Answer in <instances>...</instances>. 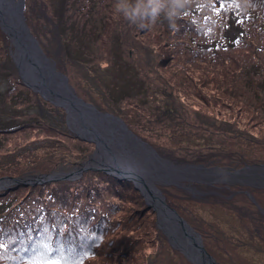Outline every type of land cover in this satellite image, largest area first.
<instances>
[{"label":"trees","instance_id":"1","mask_svg":"<svg viewBox=\"0 0 264 264\" xmlns=\"http://www.w3.org/2000/svg\"><path fill=\"white\" fill-rule=\"evenodd\" d=\"M47 1L46 11L52 8L48 25L56 27L55 41L67 55L75 48L92 55L101 52L105 58L95 60L90 68L110 66L120 60L138 62V72L147 84L143 96L148 101L142 104L138 93H123L116 103L112 101L108 111L121 116L161 155H174L172 159L177 163L204 162L236 168L264 162V155L257 151L217 149L227 139L263 141L264 146V131L260 138L255 137L243 120L251 114L253 121L264 123V0H180L184 7L174 21L162 14L155 23L146 22V27L130 23L119 13L115 8L117 0H63L61 7L54 0ZM37 4L38 0H26L25 14L31 31L39 38L33 15ZM2 60L12 84L7 102L24 103V107L39 104L42 99L38 93L25 84L24 91L19 88L22 80L9 52V38L0 26V63ZM71 60L79 61L72 55ZM57 66L61 71L65 69L58 63ZM68 76L77 92L89 99L73 75ZM134 76L139 75L136 72ZM77 80L82 83V76L78 75ZM239 80L246 89L253 90L252 100L243 96L247 91L238 92ZM30 94L34 98L27 97ZM237 107L247 112L246 118L236 116ZM61 110L65 116V110ZM220 110L225 112L223 116ZM189 115L199 118L203 125L190 123ZM48 121L43 118L36 124L11 129L0 126V154L26 144L28 135L47 130L63 145L66 139L70 141L67 148L54 151L49 160L32 161L28 157L27 163H18L14 170L1 172L0 176L52 172L88 158L95 143L70 129H56ZM189 128L196 130L195 142L185 140V133L192 134L185 132ZM160 129L164 133H158ZM203 134L218 137L217 142L202 143ZM164 137L167 142L161 141ZM50 160L53 161L49 163ZM254 187L242 188L249 189L264 209V188ZM163 188L169 204L203 235L207 250L220 264H256L240 254L239 248L264 252V212L251 218L249 202L231 204L239 222L236 228L245 234L244 240L214 228L213 223H204L192 210L187 199L191 192L183 186ZM203 189L212 190L213 186ZM222 190L225 189L221 187L214 194L222 195ZM132 204H137L138 212L127 211ZM148 212L151 214L147 216ZM253 219L260 221V229L256 228L258 221L252 224ZM49 238L56 247L62 244L67 256L75 261L82 259L83 264H192L158 227L156 212L135 183L105 171H89L75 181L20 184L0 190V242L8 244L7 250H0V264H29L33 249Z\"/></svg>","mask_w":264,"mask_h":264},{"label":"rangeland","instance_id":"2","mask_svg":"<svg viewBox=\"0 0 264 264\" xmlns=\"http://www.w3.org/2000/svg\"><path fill=\"white\" fill-rule=\"evenodd\" d=\"M54 2L59 4V7H61L60 5L63 4V0H54ZM47 6H48L47 0H38L37 7L35 9H33V15H35V17H36L35 29L37 31L39 38H40V39L39 38H37V39L39 40L44 52L48 55V57H50L56 63V65L58 63L60 66H62V68H65L66 71H68V73H71L73 75L75 81L79 83L80 88L82 89L81 90L82 93L84 92L87 95V97L91 100L85 99L83 96H81L77 92L83 99H85L87 102L94 104L99 110H102V111H108L109 107H111V105H112V101L115 99V103H116L117 99L123 93H127V94L128 93H131V94L138 93V95H137L138 99L141 100L142 104H144V102L148 101L147 96H145V97L143 96V94L145 93V89L147 88V84L144 83V80L141 77L142 74H140L138 72V70H140V66H139L138 62H134V61L133 62L132 61L131 62H129V61L125 62L124 60L122 62L120 60V62H116V63L114 62V63H112V65L106 66V67H101L99 65H96L95 68L93 67L94 68L93 69L90 67L93 63H95V60L102 61L105 57L101 55V52H98V53L96 52L95 55H92L87 50L84 51L81 48H77V49L75 48V50L71 52L72 58L75 57L79 61L71 60L70 53L67 55V52L65 53L63 48L60 47L59 43L57 44V42L55 41L56 27L54 25L53 26L48 25V22H49L48 20L51 17L48 14H52V8L48 7L49 10L46 11ZM93 6L95 7L96 5L93 4ZM54 9H55V7H53V13H54ZM26 20H27V18H26ZM50 21H51V18H50ZM27 23H28V21H27ZM7 37H8V35H7ZM68 49L71 51V49H73V48L69 45ZM13 51H14V46L11 44V41L9 38V52H10L11 58L14 61ZM105 55H106V53H105ZM119 58H120V56L118 55V59ZM146 58H147L146 61H148L149 56H147ZM115 60L116 59H114V61ZM87 62H88V64H86ZM3 63H4V61L2 60L0 63V102H1L0 103V126H5L7 129L8 128L11 129V128H14L16 126H23V125L24 126L26 125V127H27V126H30L32 124H36L35 122L43 121V118H48L49 119L48 123H50V125L52 127L56 128V129L58 128L61 130L70 129L79 136V134L75 130V127L70 122L67 121L66 109L64 107H62L66 112V115L63 116L61 106H58V105L54 104L53 102L45 99L41 95L40 92L29 87L25 83L23 78L20 76V72H19V69H18L15 61H14L15 66H16L17 71L19 73V77L21 78L22 83H23L22 84L20 82V84L18 85L19 88L22 91H24V89H25L24 84H25L31 91L38 93L42 100L39 101V104H37V105H29L26 107H24V105H23L24 103L17 104V102H16V104H14L15 102L14 103L7 102V96L10 97V94L12 92L11 91L12 84H11L10 78H8V76H7V74L10 73V71L5 70L7 67V64H3ZM86 65H88V67ZM105 65L106 64H103V66H105ZM109 67H112V69L107 74L106 71ZM65 69H63L62 72L68 75V73L65 71ZM136 72L139 75L138 77L134 76V74H136ZM78 75L82 76V79H83L81 81L82 83H80L77 80ZM19 77H17V78H19ZM238 83H240V85L236 86L238 92L240 93V92L247 91L246 93L243 94V96L248 98L249 100H252L254 98L253 93H252L253 90L249 91L248 89H246V86L243 85L241 80H239ZM251 89H253V88H251ZM109 93H110V95H109ZM24 97H26L25 94H24ZM27 97L31 98L32 95L31 94H30V96L27 95ZM32 98H34V97H32ZM53 105H55V106H53ZM209 108H210V106H209ZM108 112H112V111H108ZM234 112H235L236 116L240 115L242 118L243 117L246 118L245 114L247 112L246 111H240V107H237V109H235ZM112 113L116 114L115 112H112ZM223 113H225V112H223ZM223 113L220 110L221 116L224 115ZM116 115H118V114H116ZM247 117H248L247 119H243L244 123L248 122L247 128H251V130L253 131L252 134L255 135V137H257V138H260L261 137V131H264V123H262L261 121H258V120L253 121L252 120L253 115H251V114H248ZM196 118L197 117H195L194 115H191V116L189 115L188 121H190V123H192L193 125L194 124L197 125L196 127L202 126L203 124L201 123L199 118H197V119ZM186 131H191L192 134H189V132L185 133V140H187L188 142H189V140L195 142L196 130L193 128H189L188 130H185V132ZM161 132L164 133V129H160L158 131V133H161ZM52 134H53L52 131L47 130L46 132H43V133L40 132V133L28 135L26 144H23L22 146H20L19 148L15 149V150L8 151L7 153L2 152L0 154V173L3 172V174H4L7 170L8 171H10L11 169L14 170V168L17 166L18 163H27L28 160H25V159L28 157L32 161L34 158H36L37 160L41 159L42 161H47L51 158L50 155H52L53 152L56 151L57 149L61 150V149L67 148L65 145H67V143L70 142L68 139H66V142L63 145L62 142L58 141L57 139H54L52 137L53 136ZM137 135H139V134H137ZM164 136L167 137L168 136L167 133H165ZM166 137L161 138V141L167 142ZM10 138H13V137H10ZM82 139H84V138H82ZM217 139H218V137H215V136L211 137L209 135L203 134L201 142L202 143L207 142V140H209L210 142H217ZM236 139L237 138H235L234 140H236ZM84 140H86V139H84ZM143 140H145V139H143ZM145 141L148 142L147 140H145ZM188 142H186V143H188ZM262 142L254 140V142L251 143L250 141L241 142L239 140L232 141V139H227L224 143L221 142L220 146H218L217 149L222 150V148H224V150H226V151L239 149V151L244 150L245 152H249V153L250 152L255 153V151H257L259 153H262V155H264V146L262 145ZM75 144H79L80 146H82V144H80V142H76ZM149 144L152 145L151 143H149ZM248 145H250L252 147H248ZM95 150H96V144H95V148L93 149L91 154L88 156V158L85 159L84 161H82L80 164L70 166V167L61 166L59 169L54 170V171H58V172L75 171L78 166H80L82 163H84L85 161H87L91 158V156L94 154ZM157 152H158V150H157ZM14 155H18V158ZM33 155L38 156V157H33ZM57 155H60V154H57ZM160 156L167 159V160H171L176 164L184 165V164L188 163V162H184V163L175 162L172 159L173 157H175L174 155H161L160 154ZM169 156H171V157H169ZM253 157H256V156H253ZM52 161L53 160H50L49 163ZM190 164H195V163H190ZM196 164H199V165L204 164L206 166H214V167L215 166L216 167H226V169H228L229 171H234V170L242 169V168L246 167V165L247 166L248 165H250V166L264 165V162L263 161H262V163L256 162L255 164L254 163H247L245 166L240 167V168L230 167V166H221L218 164H212V163L210 164V163H204V162L196 163ZM54 171H52V172H54ZM89 171H103V170H88L86 172H89ZM254 171H256V172L249 173V171H248V173H245V174L242 173V174L236 175V176L231 175V174H227V173H215V172L208 175L207 172L206 173L203 172V174H196V175L192 176V179L191 178L180 179L178 181L179 185H177V184L160 185V188L163 191V193L166 197V200H167L166 190L163 187H166V189H167V187H169L171 185L179 186V187L183 186L185 189H187L189 192H191L192 196L191 195L187 196V199L190 201V205H191L192 210L193 211L195 210L198 213V216L200 215V217L204 223H207V222L213 223L214 228H220L223 232H226L229 235L233 234V235L237 236L238 238H243L245 240L246 239V236H244L245 234L241 230H238L236 228V226L239 222L236 219V215L234 214V216H233V211H231V204H234V203L241 204L242 201L249 202L251 205V207L249 208V212H250L249 215L251 216V218L257 217L258 215H263V213H261V212H264V209L257 202L255 195H252L251 194L252 192L249 189L242 188V187H249L250 185L253 187L256 186V187H254L256 189H258L257 187L262 188V189L264 188L263 187L264 186V171L260 170L258 172L257 169H255ZM52 172H42V173L43 174H50ZM42 173L29 172L25 175H20V176H16V177L28 178V177H32L33 175H38V174H42ZM84 174L79 178L60 179L57 181H61V180L75 181L77 179L82 178L84 176ZM3 176H13V175H1L0 178ZM50 182H54V181H50ZM194 182H195V184L202 185V188H198L197 186L195 187L192 184ZM45 183H49V182H45ZM45 183L25 184V185H39V184H45ZM206 185H212L213 189L206 191V189H203V186H206ZM232 185H233V187L231 188ZM221 187H222V189L223 188L225 189V190L221 191L222 195L214 194ZM10 188H12V187H10ZM10 188H6V189H10ZM6 189H2V190H6ZM241 192H243V194L246 193L247 195L246 194L239 195L238 193H241ZM198 195H201V197L195 198V196H198ZM143 196H144V194H143ZM206 196H208V199L205 198ZM252 196L255 198V201L252 199ZM145 200H146V198H145ZM146 202H147V200H146ZM167 202H168V200H167ZM253 203L255 205H257V207L254 208ZM227 205H229V206L227 207ZM148 206H149V204H148ZM137 207H138L137 204H132L128 207L127 211L130 212L131 210H134V212L135 211L138 212L139 208H137ZM151 208L153 209V207H151ZM240 210H241V208H238V212ZM259 211H261V212H259ZM145 212H147V211H145ZM150 214H151V212H148L146 215L148 216ZM181 216H183V215H181ZM156 220H157V213H156ZM257 221H258L257 219H253L252 224L256 223ZM260 226H261L260 221H258L256 228L260 229ZM195 230L198 231L196 228H195ZM257 232H261V231H257ZM201 236H202L204 244H205L204 237L202 234H201ZM205 246H206V244H205ZM239 251H241L240 254H243V255L245 254L246 257H248L252 262H254L256 264H264V252L263 251L254 250L252 247H249V248L243 247L242 248V246H240ZM215 259H216V257H215ZM95 262H96V260H95ZM173 264H179V263L173 262Z\"/></svg>","mask_w":264,"mask_h":264},{"label":"water","instance_id":"3","mask_svg":"<svg viewBox=\"0 0 264 264\" xmlns=\"http://www.w3.org/2000/svg\"><path fill=\"white\" fill-rule=\"evenodd\" d=\"M26 0H0V25L14 46L13 58L20 76L32 89L54 104L64 107L67 121L80 137L96 144L91 158L71 172L54 171L32 177L3 176L0 190L19 184H36L60 179H75L88 170H103L121 179L131 180L157 213V225L169 242L192 264H219L207 250L201 234L166 200L160 185L177 184L180 179L207 172L240 175L264 165L229 171L226 167L204 164H176L160 156L157 150L134 133L125 120L87 102L70 83L67 74L44 52L27 23ZM255 201V198L252 196Z\"/></svg>","mask_w":264,"mask_h":264},{"label":"clouds","instance_id":"4","mask_svg":"<svg viewBox=\"0 0 264 264\" xmlns=\"http://www.w3.org/2000/svg\"><path fill=\"white\" fill-rule=\"evenodd\" d=\"M183 7L180 0H117L115 4L119 13L140 27L155 23L162 14L169 21H174Z\"/></svg>","mask_w":264,"mask_h":264},{"label":"snow or ice","instance_id":"5","mask_svg":"<svg viewBox=\"0 0 264 264\" xmlns=\"http://www.w3.org/2000/svg\"><path fill=\"white\" fill-rule=\"evenodd\" d=\"M8 244L0 242V250H7ZM27 251V249H25ZM34 255L29 264H83V260L75 261L66 255V250L61 244L56 247L51 239L43 240L36 248L33 249ZM88 253L85 252L84 255Z\"/></svg>","mask_w":264,"mask_h":264},{"label":"bare ground","instance_id":"6","mask_svg":"<svg viewBox=\"0 0 264 264\" xmlns=\"http://www.w3.org/2000/svg\"><path fill=\"white\" fill-rule=\"evenodd\" d=\"M252 172H256V171H251L250 173H252Z\"/></svg>","mask_w":264,"mask_h":264},{"label":"flooded vegetation","instance_id":"7","mask_svg":"<svg viewBox=\"0 0 264 264\" xmlns=\"http://www.w3.org/2000/svg\"><path fill=\"white\" fill-rule=\"evenodd\" d=\"M264 187V186H263Z\"/></svg>","mask_w":264,"mask_h":264}]
</instances>
